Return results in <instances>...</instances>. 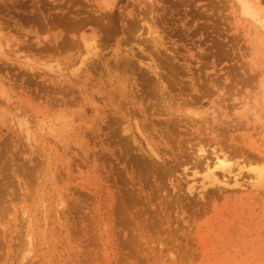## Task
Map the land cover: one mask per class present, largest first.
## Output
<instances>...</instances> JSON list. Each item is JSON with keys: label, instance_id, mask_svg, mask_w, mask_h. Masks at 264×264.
<instances>
[{"label": "rangeland", "instance_id": "rangeland-1", "mask_svg": "<svg viewBox=\"0 0 264 264\" xmlns=\"http://www.w3.org/2000/svg\"><path fill=\"white\" fill-rule=\"evenodd\" d=\"M110 1L0 0V264H264V0Z\"/></svg>", "mask_w": 264, "mask_h": 264}, {"label": "bare ground", "instance_id": "bare-ground-1", "mask_svg": "<svg viewBox=\"0 0 264 264\" xmlns=\"http://www.w3.org/2000/svg\"><path fill=\"white\" fill-rule=\"evenodd\" d=\"M106 1V0H105ZM112 1L113 0H111L110 2L112 3ZM115 1V0H114ZM100 2V1H99ZM103 2V1H102ZM101 2V3H102ZM241 2V4H242V6H244L243 7V9H246L245 11H249L251 8H250V6L248 5V3H246V2H244V0L242 1H240ZM106 3V2H105ZM104 4V3H103ZM107 4V3H106ZM112 5H114V4H112ZM110 6V5H109ZM109 6H106V7H109ZM115 6V5H114ZM62 7V6H61ZM112 7V6H111ZM106 9V8H105ZM242 9V8H241ZM112 10V9H111ZM94 11V10H93ZM109 11V10H108ZM251 11H252V9H251ZM250 11V12H251ZM107 12V11H106ZM242 12H244V11H242ZM249 12V13H250ZM105 13V12H104ZM246 13H248V12H246ZM107 14H108V12H107ZM107 14H105V15H107ZM145 14V13H144ZM102 15H104V14H102ZM109 15V14H108ZM107 15V16H108ZM250 15V14H249ZM253 15V14H252ZM101 16V15H100ZM254 16V15H253ZM99 17V16H98ZM111 17V16H110ZM99 20H101V19H99ZM97 21V20H96ZM142 21V20H141ZM76 22V21H75ZM100 22V21H99ZM102 22V21H101ZM104 24V23H103ZM73 25V24H72ZM108 25V24H107ZM150 26V25H149ZM148 26V27H149ZM147 27V28H148ZM149 29V28H148ZM147 29V30H148ZM151 30V29H150ZM149 30V31H150ZM144 31H146L145 29H144ZM153 31V30H152ZM151 31V32H152ZM77 35V34H76ZM65 38H66V36H65ZM78 38V37H77ZM81 38V37H80ZM67 39V38H66ZM69 40V39H68ZM76 42V41H75ZM89 42V41H88ZM81 43H82V41H81ZM86 43V42H85ZM83 44V43H82ZM87 44V43H86ZM91 44H93L92 46H91V48L89 49V48H87L88 49V51L89 52H91V51H94L95 49H96V45H94V43H91ZM145 44V43H144ZM98 48V47H97ZM86 49V48H85ZM86 49V50H87ZM98 50V49H97ZM92 53V52H91ZM82 59V58H81ZM86 60V59H85ZM87 62V61H86ZM95 63V62H94ZM93 63V64H94ZM92 64V63H91ZM76 65V64H75ZM75 83V82H74ZM7 99V98H6ZM156 107V106H155ZM126 117V116H125ZM115 120V119H114ZM26 122V121H25ZM23 126V125H22ZM221 143V142H220ZM213 155L215 156L214 157V161H215V164H214V166H208L207 165V167H206V169H205V174H204V178L205 179H207V180H209L210 182H216V174H215V170H218V169H220V170H223L224 169V167H229L228 166V164H227V161H226V156H225V154H223V155H221L220 156V154L218 155L216 152L215 153H213ZM212 162V161H211Z\"/></svg>", "mask_w": 264, "mask_h": 264}]
</instances>
